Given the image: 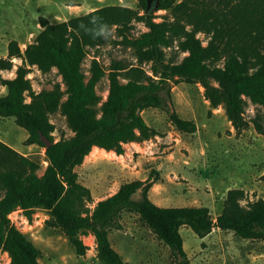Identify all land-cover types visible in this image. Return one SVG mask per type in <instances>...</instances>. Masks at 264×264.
Segmentation results:
<instances>
[{
	"label": "trees",
	"instance_id": "1",
	"mask_svg": "<svg viewBox=\"0 0 264 264\" xmlns=\"http://www.w3.org/2000/svg\"><path fill=\"white\" fill-rule=\"evenodd\" d=\"M137 1V8L104 5L55 23L42 16L35 39L23 51L17 40H11L7 58L0 59L1 68L8 70L14 66L13 58L21 59L14 77L1 78L7 93L0 96V116L14 117L28 132L24 144L44 147L47 162L39 174L40 161L0 139V252H8L11 264H42L41 249L9 217L18 209L29 221L37 209L46 210L45 225L59 228L78 255L88 249L81 236L93 234L96 255L105 264H126L109 239L112 229L122 228L123 211L140 215L168 247L173 264H191L180 232L185 225L201 238L219 228L264 240V199L243 204L244 190L229 189L215 219L207 206H159L149 197L159 180L157 171L145 180L121 184L93 208L88 206L94 201L92 192L80 181L76 166L94 146L120 155L126 143L158 135L145 121L143 110L160 108L178 130H197L194 120L175 109L172 80L199 83L211 107L222 106L237 132L250 124L244 117L248 98L262 108L251 121L264 136V0H161L153 13L146 12L147 0ZM158 10L166 11L160 21ZM135 22L147 30L133 35ZM112 26L120 37L116 43L132 49L138 63L112 59L105 68L93 57L87 75L85 58L104 43ZM198 33L208 36L206 44ZM173 45L177 52H186L181 60H175L177 52L167 58L165 48ZM143 63L150 64L152 74ZM32 66L43 73L56 68L64 89L57 83L36 92L28 78ZM105 75L109 89L102 99L97 85ZM56 112L66 117L73 131L68 139L54 137L50 115Z\"/></svg>",
	"mask_w": 264,
	"mask_h": 264
},
{
	"label": "rangeland",
	"instance_id": "2",
	"mask_svg": "<svg viewBox=\"0 0 264 264\" xmlns=\"http://www.w3.org/2000/svg\"><path fill=\"white\" fill-rule=\"evenodd\" d=\"M79 3L75 9L69 6ZM93 3L89 11L104 5H127L138 7L137 0H0V57L6 51V42L24 37L27 43L33 41L42 29L39 18L46 16L52 22L67 20L77 16V10H86L84 5ZM76 10V11H75ZM88 11V12H89ZM86 12H81L84 14ZM165 10L156 12V20H162ZM147 30L142 22H135L132 34L137 36ZM206 44L208 36L198 33ZM120 37L116 35L115 26L106 32L104 43L92 48L83 62V70L89 75V66L93 57L107 68L112 59L123 60L127 63H138L134 51L123 44L116 43ZM167 58L173 57L177 46L165 48ZM175 60H181L186 52H177ZM12 69H2L1 78H12L21 59H13ZM141 66L152 74L149 63ZM28 78L32 81L36 92L51 89L57 83L64 89L61 75L53 68L47 73L32 66ZM172 99L175 109L187 119L197 124L193 133L182 132L171 123L167 113L151 107L147 109L145 118L151 126L159 131L148 144V153L132 144H125L123 157L114 152L103 150L95 160L85 158L82 165L77 167L80 179L85 185L94 190V201L88 206L94 207L97 200L106 198L113 193L119 184L136 177L148 176L157 171L156 166L163 164L160 171L162 187L150 192L151 199L159 206H207L213 219L222 211L227 192L232 188H240L246 198L242 200L264 199V136L259 134L251 119L262 108L246 98L244 117L250 122L249 126L237 132L228 120L222 106L211 107L204 96V88L199 83L170 81ZM109 79L105 75L97 85V92L102 99L108 94ZM30 98L27 97V100ZM55 124L54 137L56 140L68 139L73 131L68 126L66 117L56 112L50 115ZM28 132L15 122L14 117L0 116V139L10 144L21 153L41 162L44 171L45 148L32 144L25 145ZM145 143V142H143ZM144 146V145H143ZM94 150V151H95ZM146 150V148H145ZM93 152V151H92ZM173 155V156H172ZM185 158L186 162L182 159ZM132 159L139 161L135 173H119L120 164L128 169ZM174 161L173 167H168L167 161ZM182 161V162H181ZM173 171V172H170ZM174 174L177 176L174 177ZM159 175V174H158ZM184 179V180H183ZM86 185V186H87ZM2 193V192H1ZM138 196V195H136ZM21 215V213H20ZM20 215L13 214L15 225L30 238H34L42 249L40 262L43 264H105L98 259L95 251L94 238L82 235L88 246L85 255H78L66 235L59 229L48 227L45 221L42 225L35 222L30 227L22 221ZM41 212V217H43ZM10 218H12L9 215ZM36 215L31 223H34ZM12 220V219H11ZM121 229H112L109 239L113 247L121 254L126 264H173L168 247L150 230L140 215L135 212L123 211L120 216ZM184 240V248L191 264H264V240L246 239L232 230L214 228L205 237H199L189 226L180 229ZM0 264H11L8 252H0Z\"/></svg>",
	"mask_w": 264,
	"mask_h": 264
},
{
	"label": "crops",
	"instance_id": "3",
	"mask_svg": "<svg viewBox=\"0 0 264 264\" xmlns=\"http://www.w3.org/2000/svg\"><path fill=\"white\" fill-rule=\"evenodd\" d=\"M93 5V3H88L87 5H84V7L86 8V10L84 9V10H77L78 12H76V13H78V15H80V13L81 12H88L89 10H88V8L90 7V6H92ZM79 6V3H75L74 5H71V6H69L70 8H73V9H75L76 7H78ZM76 11V10H75ZM44 17H46V16H44ZM47 18V17H46ZM48 20H49V18H47ZM50 22H52L51 20H49ZM53 23H55V22H53ZM40 32V31H39ZM13 40H17L18 41V43H19V45H20V48H21V50L23 51L24 49H25V47L27 46V44H29V43H27L25 40V38L24 37H22V39L21 40H19V39H13ZM32 42V41H31ZM8 42H6V51H5V53H4V55H3V57L4 58H7V56H8ZM0 59H1V57H0ZM13 59H15V58H13ZM7 93V87L5 86V85H2V88H1V90H0V96H3V95H5ZM146 112H147V109H145V110H143L142 111V115H143V117H144V119H145V121L151 126V123H149L148 122V120L145 118V116H144V113L146 114ZM180 114V113H179ZM181 115V114H180ZM182 116V115H181ZM153 127V126H152ZM154 128V127H153ZM156 129V128H155ZM157 130V129H156ZM158 131V130H157ZM159 132V131H158ZM143 142H145V143H143ZM153 141H152V138L151 139H149V140H144V141H142V142H130V143H126V144H132V145H135V147L136 148H138V149H141V151H142V156H146L145 154H143V153H148L147 151H149V149L147 148V146H149L148 144H150V143H152ZM8 144V143H7ZM10 145V144H9ZM144 145V146H143ZM11 146V145H10ZM13 147V146H12ZM97 146H94L93 148H92V150H91V152L85 157L86 159H88V160H95L96 159V157H97V154L96 153H99L98 151H96L95 149H97L96 148ZM145 148H146V150H145ZM95 150V151H94ZM19 151V150H18ZM93 151V152H92ZM112 151V150H111ZM114 152V154L116 153L115 151H113ZM116 155H118L117 153H116ZM120 156H122L123 157V154H120L119 156H117V157H120ZM173 156V155H172ZM85 160V159H84ZM187 161V160H185V158H183L182 159V161ZM167 161V163H168V167L170 168V167H173L174 166V161L173 160H171V161H168V160H166ZM181 161V162H182ZM138 163H139V161H135L134 159H132V163H130L129 165L131 166V167H129L128 169H126L125 167H122L120 164H118L117 165V167L119 168V173H123V174H130V173H135L136 172V167L138 166ZM83 164V163H82ZM81 164V165H82ZM78 166H80V165H78ZM78 166H76V168H75V170L77 171V167ZM156 168H157V172H158V176H159V180L156 182V183H154V185L150 188V190H149V197H150V192L153 190V189H155L156 191L157 190H160L161 189V187H162V185H161V183L160 182H165V179L162 181V177H161V175H160V171H162V169L164 168V166H163V164H158L157 166H156ZM78 172V171H77ZM170 172H173V171H170ZM177 175L176 174H174V177H176ZM149 177V175L147 176H144V177H134L132 180H136V179H141V180H145V179H147ZM79 179H80V175H79ZM132 180H129V181H132ZM184 180V179H183ZM80 181H81V179H80ZM82 182V181H81ZM125 182H128V181H125ZM125 182H123V183H125ZM83 183V182H82ZM123 183H121V184H123ZM83 184H85V183H83ZM121 184H119V186H118V188L120 187V185ZM87 185V184H86ZM90 189H91V192H92V196H93V199H94V190H93V188L90 186V185H87ZM118 188L113 192V193H115L117 190H118ZM113 193H111L110 195H112ZM110 195H108V196H110ZM107 196V197H108ZM151 198V197H150ZM98 201V200H97ZM153 201V200H152ZM154 202V201H153ZM95 204H96V202H95ZM41 212H43V217H41L40 215H41ZM20 213H21V215H20ZM12 215L13 214H16V215H20V217H21V219H22V221H26V223L30 226V227H33V226H35V222H36V225L37 224H40V225H42L43 224V222L44 221H46V219H48L49 218V214H48V212L46 211V210H43V209H37L36 210V212L34 213V215H36V219L34 220V223H31L29 220H27V218L24 216V214H23V212H22V210L21 209H18V210H15L14 212H12L11 213ZM33 215V216H34ZM33 220V219H32ZM16 224V223H15ZM89 236H91V237H93L94 239H95V237H94V235L93 234H89ZM37 246H38V244H37V242H36V240L34 239V238H30ZM95 242H94V244H95V251H96V253H97V250H96V240H94ZM39 247V246H38ZM40 248V247H39ZM41 249V248H40ZM41 251H42V249H41ZM43 252V251H42ZM43 264V263H42Z\"/></svg>",
	"mask_w": 264,
	"mask_h": 264
},
{
	"label": "water",
	"instance_id": "4",
	"mask_svg": "<svg viewBox=\"0 0 264 264\" xmlns=\"http://www.w3.org/2000/svg\"><path fill=\"white\" fill-rule=\"evenodd\" d=\"M160 1L161 0H147L146 12L147 13L155 12L160 5ZM43 140L45 141L47 146L51 145V141H49L46 137H43Z\"/></svg>",
	"mask_w": 264,
	"mask_h": 264
},
{
	"label": "bare ground",
	"instance_id": "5",
	"mask_svg": "<svg viewBox=\"0 0 264 264\" xmlns=\"http://www.w3.org/2000/svg\"><path fill=\"white\" fill-rule=\"evenodd\" d=\"M98 150H103L104 152H106V153H111V152H113V151H107V150H105V149H103V148H99V147H96Z\"/></svg>",
	"mask_w": 264,
	"mask_h": 264
},
{
	"label": "built area",
	"instance_id": "6",
	"mask_svg": "<svg viewBox=\"0 0 264 264\" xmlns=\"http://www.w3.org/2000/svg\"><path fill=\"white\" fill-rule=\"evenodd\" d=\"M13 212H14V211H13ZM10 216L12 217V214H10ZM10 219H12V222L15 223V220L13 219V217L10 218ZM27 220H28V219H27Z\"/></svg>",
	"mask_w": 264,
	"mask_h": 264
}]
</instances>
